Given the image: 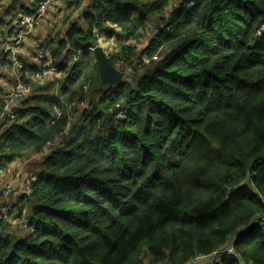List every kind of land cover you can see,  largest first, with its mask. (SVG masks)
<instances>
[{
	"label": "trees",
	"instance_id": "16d2710c",
	"mask_svg": "<svg viewBox=\"0 0 264 264\" xmlns=\"http://www.w3.org/2000/svg\"><path fill=\"white\" fill-rule=\"evenodd\" d=\"M80 19L58 87L4 123L0 173L58 142L20 199L27 233L0 221V264H187L234 236L218 264H264V0H97ZM102 32L113 66L142 64L119 86H100Z\"/></svg>",
	"mask_w": 264,
	"mask_h": 264
},
{
	"label": "crops",
	"instance_id": "0c3cea01",
	"mask_svg": "<svg viewBox=\"0 0 264 264\" xmlns=\"http://www.w3.org/2000/svg\"><path fill=\"white\" fill-rule=\"evenodd\" d=\"M6 1L0 0V54L4 50L7 40L18 29V26L15 25L16 17L26 13L25 10H31L33 6L32 0H11L9 5L5 4ZM82 4L83 1L81 2V0H54L52 2L50 8L45 13L44 20L31 34L23 39L22 47L16 53L18 62L23 65V70L19 71L16 69L9 60L5 61L0 67V104L2 96L10 88L16 86L18 82H23L28 85L29 93L23 101L13 107V110L25 109L23 102L33 96V88L35 86L38 87L37 82L33 81V74L37 72V68L32 63L35 45L40 44L50 54L55 65L57 59L53 56L52 51L60 43V39L64 38V35H66L75 20L80 18V13L82 9L84 10ZM156 27L157 25L153 29ZM99 34L101 35L100 41L105 42L106 45L111 43L112 40L117 45L115 38L109 39L103 32ZM60 58L63 63H68L74 57L66 56V53H63ZM27 79L33 82H24ZM52 80L51 78L45 81L51 82ZM48 84L49 82H45L42 86L45 87ZM81 109L84 110L85 108ZM74 117L72 115L71 119ZM7 128L8 124L0 122V137L7 131ZM43 156L35 153L25 159L12 162L4 172L0 173V192L14 176H17V179L13 182L9 197L3 199L0 196V211L5 205H8L10 208L8 215L2 220L5 225L9 224L12 227V232L14 233L9 232V236L20 238L27 233L24 223L17 218L18 212L22 208L20 199L29 192L27 183L31 182L39 172V164L43 160ZM10 213H14L13 217L10 216Z\"/></svg>",
	"mask_w": 264,
	"mask_h": 264
},
{
	"label": "built area",
	"instance_id": "2783aa9c",
	"mask_svg": "<svg viewBox=\"0 0 264 264\" xmlns=\"http://www.w3.org/2000/svg\"><path fill=\"white\" fill-rule=\"evenodd\" d=\"M54 0H43L41 1L35 13L33 14H21L16 15L15 25L18 26V29L14 31L12 36L7 40L3 52L0 54V63L3 60H9L16 69L19 71L23 70V65L18 62L16 57L17 51L22 47L23 39H25L33 30L44 20L46 11L50 8ZM97 0H84L83 6L84 9L90 8ZM192 5V4H191ZM153 38V37H152ZM152 39H149V43ZM35 53L32 56V63L37 68V72L33 74V81L37 84H43L45 82L53 83L56 78H60L61 73L58 71V68L54 65L53 59L50 54L44 50L40 44H36L34 47ZM121 73L125 72L124 75L132 76L135 69L142 68V64H137L136 61H132L131 64L124 65L116 63L114 66ZM53 79L50 81H45L46 79ZM32 81V82H33ZM29 93V87L23 82H18L16 86L10 88L1 99L0 104V122H13L16 119L13 107L23 101ZM80 108H85L86 105L79 103ZM55 110V109H54ZM56 111V110H55ZM68 125L66 129H68ZM56 137L48 141L38 155H46L49 150L57 143ZM17 179V176H14L2 189L0 196L3 199H7L12 191L13 182ZM30 183H27V188L29 191ZM10 208L8 205H5L0 211V221L8 215ZM264 219V218H263ZM235 236L230 238L222 247L214 250L209 255H197L193 257L187 264H218L223 257L234 256L235 251L233 249Z\"/></svg>",
	"mask_w": 264,
	"mask_h": 264
},
{
	"label": "water",
	"instance_id": "95a60500",
	"mask_svg": "<svg viewBox=\"0 0 264 264\" xmlns=\"http://www.w3.org/2000/svg\"><path fill=\"white\" fill-rule=\"evenodd\" d=\"M97 65L98 78L100 86L115 87L125 82L126 77L118 71L106 58L101 47H96L92 51Z\"/></svg>",
	"mask_w": 264,
	"mask_h": 264
},
{
	"label": "rangeland",
	"instance_id": "374dc122",
	"mask_svg": "<svg viewBox=\"0 0 264 264\" xmlns=\"http://www.w3.org/2000/svg\"><path fill=\"white\" fill-rule=\"evenodd\" d=\"M11 3V0H7L6 2H5V4L6 5H9ZM166 11H168L167 13H165L164 15V19L166 20V21H168L169 20V13H170V9H167ZM16 16V15H15ZM78 20V21H77ZM75 22H81V19L80 18H77L76 20H75ZM159 22H161V21H158L157 23H155V24H153V25H150L149 26V29H148V32H147V41H146V44H148L149 43V39H152V37H153V34L156 32V30H157V28L160 26V23ZM155 25H157V27L155 28V29H153L154 28V26ZM99 39H98V41H97V44H98V46L99 47H101L103 50H104V52H105V54H114L115 52H116V49H117V45H116V43L114 42V40H112V42L111 43H109V44H105V42H103V41H100V39H101V35L99 34ZM97 46V47H98ZM62 76V75H61ZM61 76H60V78L59 79H61ZM53 83H55V85L58 87V84H57V80H55V82H53ZM78 104V103H77ZM75 105V107H81V106H78V105ZM72 115L73 116H75V113L73 112L72 113ZM75 119V118H74ZM68 127H69V125H68ZM50 154V153H49ZM48 154V155H49ZM47 156V154L45 155V156H43L42 158L44 159V157H46ZM13 215H14V213H10V216H12L13 217Z\"/></svg>",
	"mask_w": 264,
	"mask_h": 264
}]
</instances>
